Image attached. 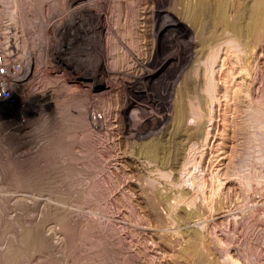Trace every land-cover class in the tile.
Here are the masks:
<instances>
[{
	"label": "rangeland",
	"instance_id": "rangeland-1",
	"mask_svg": "<svg viewBox=\"0 0 264 264\" xmlns=\"http://www.w3.org/2000/svg\"><path fill=\"white\" fill-rule=\"evenodd\" d=\"M101 1L0 0V55L21 64L12 78L14 104L0 100V256L17 251L20 264H264V32L261 44L247 50L251 77L246 79L238 73L239 57L249 55L241 39L223 25L203 26L206 11L198 13L194 26L178 21L177 26L160 29L166 17L179 20L184 4L194 6L201 0H117L109 4L105 26ZM233 1L230 16L249 2ZM120 6L125 12L119 13ZM116 27L118 63L107 47ZM96 28L98 40H89L86 32L95 34ZM178 42L190 43L191 55L200 44L196 58H182L177 64L169 55ZM186 77L192 81L184 95L186 131L200 117L205 126L199 137L181 135L182 145H177L172 120L177 90L185 87ZM234 95L243 99V134L226 124L234 115ZM80 124L99 133V143L108 141L96 146L99 152L105 147L99 172L91 175L88 169L93 167H87L76 176L82 184L72 181L75 176L66 178L78 192V183L82 185L78 194L72 185L68 190L62 176L67 173L64 165L82 155ZM62 129L71 131V152H77L72 155L80 156L66 154L63 162L61 154L64 164L54 168L57 172L50 169L56 173L49 170L55 176L45 180L47 186L8 178L17 167L32 162L45 172L41 168L51 159L47 146ZM177 148L181 156L172 163ZM160 154L170 161L160 163ZM9 160L14 165L7 164ZM80 160L73 162L80 166ZM93 179L100 186L93 185ZM57 183L71 193L59 191ZM92 187L99 193L89 196ZM69 222L75 225L72 238L65 227ZM36 232L42 237L38 243Z\"/></svg>",
	"mask_w": 264,
	"mask_h": 264
},
{
	"label": "bare ground",
	"instance_id": "bare-ground-1",
	"mask_svg": "<svg viewBox=\"0 0 264 264\" xmlns=\"http://www.w3.org/2000/svg\"><path fill=\"white\" fill-rule=\"evenodd\" d=\"M116 1L117 0H108V1H105V0H103V1H101V2H99L100 3V7H102V9H103V7H104V14H105V19H104V26L106 25V24H108V22H109V18H108V16H107V14H106V11H107V9L109 8V4H113V3H116ZM119 2V1H118ZM168 2V1H167ZM96 3V2H95ZM246 3H247V1H246ZM165 5V4H164ZM93 6V5H92ZM171 6V5H170ZM7 7H8V5H7ZM6 7V8H7ZM121 7V9H120V12L119 13H121L122 11L123 12H125V9H123L122 8V6H120ZM234 7V1L233 0H213L212 2L210 1V0H201V1H198L194 6L193 5H188V3L187 4H184L183 5V7L181 8V10L179 11V14H178V16H179V20H174L172 17H166V19H165V21H163L162 22V24H161V26H160V29H161V27H162V32H163V30H165L166 28H171L172 26H177L178 24V21L179 22H188L189 24H191L192 26H194V24H195V20H196V16L198 15V13L199 12H202V14H203V12L204 11H206L207 12V17H206V19H205V21H204V24H203V26L205 25V24H209V25H211V26H217V25H223V27H224V29H226V30H229L231 33H232V35H236V36H238L240 39V41H241V44L243 45V49L244 50H248L249 51V53H250V50H252V49H255V47H256V45H258V43H260L259 41L261 40L260 38H261V36L263 35L262 33L264 32V0H249V2L247 3V4H244V6H239V9L238 10H236V14H234V15H232V16H230V9H232ZM95 8V7H94ZM213 8V9H212ZM100 9V8H99ZM164 9V8H163ZM7 10V9H6ZM9 10V9H8ZM166 10V9H165ZM234 10V9H233ZM145 11V10H144ZM128 12V11H127ZM149 12V11H148ZM166 12V11H165ZM172 12V11H171ZM235 12V11H234ZM101 13H103V12H101ZM168 13V12H167ZM129 14H130V12H128L127 13V15H126V17H128L129 16ZM165 14V13H164ZM169 14V13H168ZM147 15V14H146ZM171 16V15H170ZM99 17V16H98ZM147 17V16H146ZM145 17V18H146ZM93 19V18H92ZM147 19V18H146ZM91 21V20H90ZM143 21V20H142ZM143 24H144V22H143ZM92 25H93V23H92ZM145 25V24H144ZM201 26H202V24H201ZM92 28H95V25H94V27H92ZM191 28V27H190ZM101 29H103V27L101 28ZM147 29V28H146ZM95 31V34H92V35H89L88 34V32H86V36H88V37H90L91 36V38L89 39V40H98L97 39V33H99V32H96L97 31V28H96V30H94ZM91 32V31H90ZM125 32H127L126 30H125ZM129 33L128 34H130L131 35V30H129L128 31ZM148 32V31H147ZM185 32V31H184ZM111 34V36L108 38V40H107V47H108V54L110 55V57H111V59H114V62H116V63H118V58H119V53H118V48H117V40H119V38H120V31H119V27H116V28H114L113 29V31L110 33ZM127 34V33H126ZM142 35H143V33H142ZM85 36V37H86ZM141 36V35H140ZM140 38V37H139ZM151 40V39H150ZM166 41V40H165ZM179 43V42H178ZM261 44V43H260ZM178 45V44H177ZM188 46L190 45V43L189 44H187ZM241 45V46H242ZM188 46H181L180 45V43H179V46L175 49V50H173L172 51V54L171 55H169V56H174L173 58L174 59H176L177 60V64H181L182 62H181V60H182V58H185V60H189V58L190 57H193V59H195L196 58V56H197V54L199 53V47L201 46L200 44H195V50H193L192 51V55H191V53H189V48H188ZM251 46V47H250ZM254 46V48H252ZM248 47V48H247ZM192 49V48H191ZM117 51V53L115 54V52ZM245 51V52H246ZM248 51L246 52L247 54H249L248 53ZM254 51V50H253ZM252 51V52H253ZM256 51V50H255ZM244 52V53H245ZM243 55V56H242ZM240 57H239V59L241 60V63L239 64V72L238 73H242V75L241 76H243V78H246L245 76H247V78H248V76L249 77H251L250 76V54L247 56V55H245L244 56V54H242ZM256 56V55H255ZM170 57V58H171ZM250 58V59H249ZM168 59V56H165V58H164V60H166V61H169V60H167ZM165 61V62H166ZM180 61V62H179ZM164 62V63H165ZM179 62V63H178ZM163 63V64H164ZM162 64V63H161ZM252 65V64H251ZM175 66V65H174ZM253 67V66H252ZM175 69H177V68H175ZM234 69H232V71H233ZM255 71H253L252 73H254ZM225 74V73H224ZM229 74H231V75H234L235 74V72H231V73H229ZM245 74V75H244ZM257 74V73H256ZM225 76V75H224ZM227 73H226V78H227ZM226 78H225V80H226ZM246 78V79H247ZM253 78V77H252ZM257 79H258V77H256ZM253 79H255V78H253ZM228 81L226 80V83H227ZM245 82V81H244ZM191 83H192V81H191V79H189V77L187 78L186 77V79H184V86L185 87H183L182 89H179V90H177L178 91V102H177V104L175 105V109H174V116H173V120H172V127L174 126V132H175V137L176 138H174L175 139V141L177 140V142H176V144L177 145H182V140L180 141V140H178V138L180 139L181 138V135H186V137H188V138H190V137H199V136H201L202 135V131H203V129H204V126H205V119L203 120V119H201V117L200 118H198V121H197V125H195L194 127H192V128H189V131L187 132L186 131V128H185V126H186V124H185V119H186V117H187V110H186V107H185V102H184V95H185V92H187L186 91V89L187 88H190V87H192V85H191ZM244 84V83H243ZM242 84V85H243ZM246 84V83H245ZM241 85V84H240ZM209 86V85H208ZM248 86V85H247ZM228 88V87H227ZM231 88V87H230ZM229 88V89H230ZM248 88V87H247ZM238 89V88H237ZM232 90V89H231ZM242 90V88H240V91ZM246 90V89H245ZM226 91H227V89H226ZM247 91V90H246ZM249 91V90H248ZM228 92V97L230 96L229 94V91H227ZM236 92H238V90L236 91ZM235 91H234V93H236ZM184 93V94H183ZM240 93V92H239ZM244 93V92H243ZM80 94V93H79ZM187 94V93H186ZM238 94V93H237ZM262 94V93H261ZM226 95H227V93H226ZM248 95H249V93H248ZM96 97V96H95ZM75 98V97H74ZM232 99H233V104L232 105H230L231 107H233V108H231V111H232V109H233V113H234V115L231 117L232 118V120H233V122H232V120L230 121L229 119L226 121V119H225V121L227 122L226 124H228V126H229V124L231 125V124H233V126H236L237 127V129H238V131L239 132H242L244 129H245V127H242V125H245V124H243V120H244V115H245V111H243L244 109H241V102L243 101V99H241L238 95L237 96H235L234 95V97L232 96L231 97ZM248 98V97H247ZM201 99V98H200ZM67 100V99H66ZM95 101V100H94ZM230 101V100H229ZM232 101V100H231ZM257 101H259V100H257ZM257 101H254V102H257ZM201 102H202V100H201ZM207 102V101H206ZM260 102V101H259ZM264 102V101H263ZM78 103H79V100H78ZM251 103V102H250ZM252 103H253V101H252ZM262 103V102H261ZM61 104V103H60ZM65 104V103H64ZM69 104H70V102H69ZM104 104V103H103ZM109 104V103H108ZM203 104V103H202ZM240 104V105H239ZM255 104H257V103H255ZM260 104V103H259ZM68 105V104H67ZM71 105H72V103H71ZM76 105V104H75ZM78 105V104H77ZM98 105V104H97ZM229 105V104H228ZM65 106V105H64ZM74 106V105H73ZM99 106V105H98ZM103 106V105H102ZM246 106V105H245ZM252 106H254L253 104H252ZM258 106H260V105H258ZM257 106V107H258ZM263 106V105H262ZM66 108V107H65ZM68 108V107H67ZM107 108V107H106ZM112 108V107H111ZM110 108V109H111ZM229 108V107H228ZM227 108V109H228ZM248 108V107H247ZM252 108V107H251ZM79 109V108H78ZM99 109V108H98ZM101 109V108H100ZM254 109V108H253ZM253 109L252 110H250V111H252L253 112ZM259 108H257V110H258ZM66 110V109H65ZM68 110V109H67ZM85 110V109H84ZM112 110V109H111ZM247 110V109H246ZM103 111V110H102ZM106 111V110H105ZM260 111V110H259ZM77 112V111H76ZM80 112V111H79ZM89 112V111H88ZM87 112V113H88ZM107 112V111H106ZM256 112V110L253 112L254 114H255V116H257L256 114L257 113H255ZM73 113V112H72ZM251 113V112H250ZM105 114V113H104ZM252 114V113H251ZM75 116V115H74ZM78 116V115H77ZM83 116V115H82ZM251 116V115H250ZM254 116V117H255ZM65 117V116H64ZM69 117H72V116H69ZM76 117V116H75ZM80 117V116H79ZM97 117V116H96ZM113 117V116H112ZM259 117V115L255 118V120L257 119ZM60 118V117H59ZM66 118V117H65ZM73 118V117H72ZM78 118V117H77ZM95 118V117H94ZM102 118V117H101ZM106 118H107V116H106ZM106 118H104V119H106ZM264 118V117H263ZM75 119V118H74ZM73 119V120H74ZM196 119V118H195ZM235 119H238V121L236 122L235 121ZM246 119V118H245ZM252 119V118H251ZM66 120V119H65ZM64 120V121H65ZM71 120V119H70ZM69 120V121H70ZM81 120V119H80ZM79 120V121H80ZM86 120V119H85ZM84 120V121H85ZM257 120H259V119H257ZM76 121H78V120H76ZM83 121V122H84ZM97 121V120H96ZM104 121V120H103ZM111 121V120H110ZM223 121V120H222ZM234 121H235V123H234ZM57 122V121H56ZM68 122V121H67ZM71 122V121H70ZM81 122V121H80ZM92 122V121H91ZM105 122H106V120H105ZM232 122V123H231ZM52 123V122H51ZM64 123V122H63ZM74 123V122H73ZM76 123H78L79 124V122H76ZM255 123V122H254ZM82 124V123H81ZM80 124V127H81V129H83V125H81ZM85 124V123H84ZM88 124H90L89 122H88ZM93 124V123H92ZM258 124V123H257ZM55 125V124H54ZM66 125H68V124H66ZM70 125V124H69ZM73 125V124H72ZM75 125V124H74ZM77 125V124H76ZM100 125V124H99ZM110 125V124H109ZM78 126V125H77ZM77 126H76V128H77ZM85 126V125H84ZM262 126V125H261ZM263 126H264V124H263ZM64 127V126H63ZM69 127V126H68ZM92 127H93V125H92ZM98 127V126H97ZM62 128V127H61ZM61 128H60V130H61ZM75 128V129H76ZM108 128V127H107ZM232 128V127H231ZM244 128V129H243ZM259 128V127H258ZM71 129V128H70ZM73 129H74V127H73ZM92 129V128H91ZM90 129V130H91ZM106 129V128H105ZM226 129V128H225ZM243 129V130H242ZM255 129V128H254ZM257 129V128H256ZM78 130V129H77ZM77 130H75V131H77ZM80 130V129H79ZM78 130V131H79ZM101 130V129H100ZM235 130H236V128H235ZM59 131V130H58ZM70 131V130H66V129H62V131L58 134V135H56L55 136V138L53 139V142L51 141V144H49L47 147V149H46V153L48 152V154L50 155H47L48 156V158L50 159L49 161H48V163L46 162V160H45V164L46 165H43V166H41V167H43V168H41V170H44V168H45V172H43L42 171V173L39 171V169H38V167L39 166H37V167H34L33 165H26V166H24V167H20V168H16V171H14V169H13V173H11L12 171V169L9 171V173H11V174H9V176L7 175L8 173L7 172H5V173H7L6 175L8 176V178H10L11 180H13V181H16V182H18V180L20 181H22V180H25V181H28V180H33L34 182L35 181H38V182H40V183H45L46 181V179H50L51 180V178H53L54 176L53 175H51V174H53V173H49V170L50 169H54V168H59L60 169V167H62V166H59L61 163H62V165L64 164L63 162L65 161V155L67 154V156H69V157H74L75 156V159H76V156H80V155H72V153L74 152V150L71 152V149H73V148H71V146H72V144H70V132L68 133V132ZM173 131V130H172ZM73 132V131H72ZM92 131H90L89 132V130H88V128L86 129V128H84L83 130H82V135H81V137H80V145H81V149H82V153L80 152V154H82L80 157H77L79 160L81 159L82 160V162H81V160L80 161H77L78 163L79 162H81V164H80V166H77V165H75L74 163L75 162H73V161H76V160H78V159H76V160H74V159H71V160H69V161H71L70 163H69V161H67V159H66V162L67 163H69V164H67V165H64L63 167H64V169H66V172L67 173H65L64 174V172H65V170L63 171V176L62 177H64V178H62V177H60V179H64V182H65V180H66V178H69V180H71V179H73L74 178V176L76 177H78V175L80 174H82V173H86V170H87V167H93V169H88L89 171L88 172H94V171H98V170H96L97 168V166H98V163H100V160L103 158V160H105L106 159V157H105V159H104V156L102 157L101 156V151L105 148V147H103V149L99 152L97 149H99L98 147L96 148V146H97V144L99 143V141H100V136H98V135H100L99 133H98V135H96V134H94V133H91ZM96 132H97V130H96ZM106 132V131H105ZM238 132V133H239ZM49 133V132H48ZM54 133H56V132H54ZM74 133V132H73ZM100 133H102V132H100ZM106 133H108V132H106ZM186 133V134H185ZM236 133V132H235ZM244 132H242V134H243ZM50 134V133H49ZM57 134V133H56ZM75 134V133H74ZM78 134V133H77ZM76 134V135H77ZM173 134V133H172ZM209 131H207V134L205 133V139H204V142L205 141H207V140H210V138L208 139V136H209ZM263 134V133H262ZM107 135V134H106ZM45 136V135H44ZM47 136V135H46ZM253 136V135H252ZM256 136V135H255ZM51 137V136H50ZM54 137V136H53ZM76 137V136H75ZM107 136H105V138H106ZM231 137V136H230ZM73 138V137H72ZM104 138V137H103ZM183 138V137H182ZM181 138V139H182ZM185 138V137H184ZM246 138V137H245ZM244 138V139H245ZM69 139V140H68ZM237 139V138H236ZM51 140V139H50ZM77 140V139H76ZM76 140H71L72 142H74V141H76ZM79 140V139H78ZM77 140V141H78ZM106 140V139H105ZM172 140H173V137H172ZM171 140V141H172ZM186 140H188V139H185L184 141H186ZM190 140V139H189ZM49 141V140H48ZM108 141V140H107ZM106 141V142H107ZM262 141V140H261ZM103 142V141H102ZM101 142V143H102ZM105 142V141H104ZM103 142V143H104ZM105 142V143H106ZM231 142V141H230ZM254 142V141H253ZM75 143V142H74ZM78 143V142H77ZM101 143H99L100 145H101ZM207 143H208V141H207ZM210 143V142H209ZM246 143V142H245ZM176 144H175V146H176ZM256 144V143H255ZM261 144V143H260ZM45 145H47V144H45ZM103 145V144H102ZM105 145V144H104ZM160 145V144H159ZM170 145V144H169ZM174 145V144H173ZM184 145V144H183ZM99 146V145H98ZM106 146V145H105ZM152 146V145H151ZM168 146V145H167ZM171 146V145H170ZM174 146V147H175ZM236 146V145H235ZM240 146V145H239ZM101 147V146H100ZM107 147V146H106ZM161 147V146H160ZM185 147V146H184ZM233 147V146H232ZM252 147V146H251ZM45 148H46V146H45ZM45 148L44 149H42V150H45ZM78 148V147H77ZM159 148V147H158ZM173 148V147H172ZM181 148V147H180ZM248 148V147H247ZM81 149H79V150H81ZM101 149V148H100ZM157 149V148H156ZM177 149H179V148H177ZM176 149V150H177ZM41 150V151H42ZM107 150V149H106ZM108 150H110V148H108ZM152 150V149H151ZM164 150V149H163ZM154 151H156L155 150V148H154ZM180 149H179V151H173L174 152V155L173 154H169V155H173V158L171 159L172 160V163L173 162H178L177 160H178V158H179V156H181L180 155ZM240 151V150H239ZM76 152V151H75ZM74 152V153H75ZM103 152V151H102ZM152 152V151H151ZM150 152V153H151ZM166 152V151H165ZM169 153H170V151H168ZM73 153V154H74ZM77 153V152H76ZM79 153V152H78ZM104 153V152H103ZM111 153V152H110ZM153 153V152H152ZM171 153H172V151H171ZM256 153V152H255ZM23 154V153H22ZM39 154V153H38ZM37 154V155H38ZM42 154V153H41ZM61 154H63L62 156H63V162H60V161H62V156H60ZM105 154H107V153H105ZM104 154V155H105ZM108 154H109V152H108ZM114 154V153H113ZM163 154V153H162ZM36 155V154H35ZM72 155V156H71ZM110 155V154H109ZM109 155H107V156H109ZM116 155V154H115ZM121 155V154H120ZM152 155V154H151ZM161 155V154H160ZM163 155H165V154H163ZM169 155H167V156H169ZM251 155V154H250ZM29 156V155H28ZM40 156V155H39ZM106 156V155H105ZM148 156H150V155H148ZM162 156V155H161ZM245 156V155H244ZM32 157V156H31ZM35 157V156H34ZM38 157V156H37ZM102 157V158H101ZM110 157V156H109ZM166 157V156H165ZM165 157H158V158H161V161H160V163H164V162H166V160H169L170 161V159L168 158V159H164ZM171 157V156H170ZM255 157H256V155H255ZM33 158V157H32ZM39 158V157H38ZM153 158V157H152ZM247 158V157H246ZM14 159H16V158H14ZM45 159V158H44ZM59 159H61V160H59ZM70 159V158H69ZM107 159H109V158H107ZM5 160V159H4ZM18 160V159H17ZM35 160V159H34ZM33 160V161H34ZM39 160V159H38ZM43 159H41V161H42ZM48 160V159H47ZM165 160V161H164ZM14 160H9V161H7V164H8V162L9 163H14L13 162ZM19 161V160H18ZM22 161H25V160H22ZM258 161V160H257ZM36 162H37V160H36ZM65 162V163H66ZM73 162V163H72ZM101 162H105V161H101ZM106 162H107V160H106ZM246 162V161H245ZM18 163V162H17ZM35 163V162H34ZM59 163V164H58ZM87 163H93V165L91 166V165H89V166H87L88 164ZM168 163V162H167ZM10 164V165H11ZM25 164V163H24ZM35 164H37V163H35ZM34 164V165H35ZM39 164V163H38ZM58 166H57V165ZM77 164V163H76ZM177 164V163H176ZM2 165H4V164H2ZM12 165H14V164H12ZM11 165V166H12ZM101 165H102V163H101ZM105 165V164H104ZM17 166V165H16ZM19 166V165H18ZM22 166V165H21ZM7 167H9V166H7ZM99 167H100V165H99ZM98 167V168H99ZM173 167V166H172ZM11 168V167H10ZM38 169V171H37V169ZM40 168V167H39ZM102 168H104V167H102ZM100 169L101 171L103 170V169ZM36 169V171L38 172H36L35 173V170ZM105 169V168H104ZM0 170H1V168H0ZM5 170V169H4ZM48 170V171H47ZM55 171L56 170H58V169H54ZM54 170H50V171H54ZM63 170V168L61 169V170H59V171H62ZM34 171V172H33ZM54 171V172H55ZM59 171H58V173H59ZM57 172V171H56ZM55 172V173H56ZM87 172V173H88ZM91 172H90V174H91ZM99 172V171H98ZM98 172H96L97 174H98ZM54 173V174H55ZM57 173V175H59ZM61 173V172H60ZM95 173V174H96ZM0 174H2V172L0 173ZM89 174V173H88ZM88 174L86 175V177L88 176ZM62 175V174H61ZM83 175V174H82ZM91 175H94V174H91ZM90 175V176H91ZM2 176V175H1ZM96 177H97V175H95ZM101 176V175H100ZM77 177L75 178V180L77 179ZM81 177V176H80ZM80 177H79V179H80ZM85 177V176H84ZM89 177V176H88ZM87 177V179H89ZM92 177V176H91ZM91 177H90V180H91ZM95 177V178H96ZM6 178V177H5ZM81 178H83V176L81 177ZM94 178V179H95ZM100 178V177H99ZM56 179V178H55ZM78 179V180H79ZM94 179L92 180L93 182H94ZM53 180V179H52ZM68 180V179H67ZM66 180V181H67ZM75 180H72V181H74L75 183L76 182H81L80 180L79 181H75ZM101 180V179H100ZM53 181H55V180H53ZM53 181L51 182V183H53ZM58 181H60L59 179H58ZM63 181V180H62ZM86 181H88V180H86ZM103 180H101V182H102ZM16 182H15V184H16ZM24 182V181H23ZM30 182V181H29ZM57 182V181H56ZM68 183H67V185H68V190H70L71 191V189L73 190L74 189V191H77L78 192V190L79 189H75V187H73V186H75V184H74V182H72L74 185H72L69 181H67ZM96 182V181H95ZM93 183V185H97V186H100L99 185V183ZM10 183V182H9ZM25 183V182H24ZM61 183V182H60ZM59 183V184H60ZM66 183V182H65ZM64 183V184H65ZM83 182H81V184H82ZM86 184H87V182H85ZM14 184V185H15ZM22 184V183H21ZM41 184V185H42ZM54 184V183H53ZM62 184V183H61ZM64 184H63V188L65 187L64 186ZM80 184V185H81ZM37 185V184H36ZM43 185H45V184H43ZM48 185V183L46 182V186ZM55 185H58V183L57 184H55ZM66 185V184H65ZM70 185H72L71 187V189H69L70 187ZM80 185H79V183H78V187L80 188V192H81V190H83V189H81L82 187H80ZM83 185H85V184H83ZM104 185V184H103ZM59 187L61 186V185H58ZM82 186V185H81ZM87 186H89V187H91L92 186V183H91V185H90V183L89 184H87ZM87 186H84V188L85 187H87ZM38 187V186H37ZM50 187H51V185H50ZM56 187V186H55ZM77 187V186H76ZM103 187V186H102ZM16 188V187H15ZM44 188V187H43ZM46 188V187H45ZM66 188V187H65ZM88 188V187H87ZM86 188V189H87ZM93 188V187H92ZM109 188V187H108ZM57 189V188H56ZM55 189V190H56ZM85 189V190H86ZM89 189V188H88ZM88 189L86 190V191H88ZM95 189L96 188H93V190L91 189V192H89V194L87 193V192H85V193H83V191H82V193L83 194H85V195H89L90 196V194L93 192V191H95ZM100 188H98L97 187V190H99ZM105 189V188H104ZM58 190L60 191L61 190V187H60V189L58 188ZM84 190V191H85ZM61 191H63V193L64 192H67L66 191V189L65 190H61ZM70 191H68L67 193H69ZM90 191V190H89ZM102 192L104 191V190H101ZM77 192H75V194L77 193ZM80 192H78V194L80 193ZM96 193H99V192H97V191H95ZM104 192H106L107 193V188H106V191H104ZM104 192H103V194H104ZM71 193V192H70ZM69 193V194H70ZM72 193H74V192H72ZM81 193V194H82ZM96 193H94L95 195H96ZM105 193V194H106ZM66 194V193H65ZM93 194V193H92ZM91 194V195H92ZM103 194H101V195H103ZM100 195V194H99ZM87 197V196H86ZM96 199V198H95ZM2 204V203H1ZM97 205V204H96ZM6 207V206H5ZM0 219H1V216H0ZM0 223H2L1 222V220H0ZM0 226H1V224H0ZM65 227H67V233H68V235L70 236H68L67 235V237H69V238H72V237H74V235H73V233H75L74 231H75V225L74 224H71L70 222L69 223H66V226ZM37 228V227H36ZM106 228V227H105ZM0 229H2V228H0ZM66 229V228H65ZM63 230V229H62ZM61 231V230H60ZM94 231V230H93ZM37 232H40V231H37ZM36 232V233H37ZM40 233H42V232H40ZM66 233V232H65ZM3 234V235H2ZM0 235H2L3 237H4V232L3 233H0ZM39 235L40 234H38L37 233V236L39 237ZM44 234L42 233V235L41 236H43ZM73 235V236H72ZM1 236V237H2ZM37 236H35L34 238L36 239V238H38ZM40 238H42V237H39L38 238V240H37V243H38V241H39V239ZM45 238V237H44ZM34 239V240H35ZM88 239V238H87ZM3 240V239H2ZM34 240H33V242H34ZM44 240V239H43ZM42 239H41V243H42V241H43ZM71 240V239H70ZM45 241V240H44ZM44 241H43V243L42 244H45L44 243ZM35 243V242H34ZM40 243V244H41ZM39 244V245H40ZM41 244V245H42ZM103 244V243H102ZM31 245V244H30ZM33 245V244H32ZM35 245H37L36 243L34 244V246ZM9 246V245H8ZM38 246V245H37ZM36 246V247H37ZM16 247V246H15ZM14 246H13V248H15ZM42 247V246H41ZM32 248V247H31ZM38 248V247H37ZM10 249H11V247H10ZM13 250V249H12ZM11 250V251H12ZM33 250V249H32ZM31 250V251H32ZM103 251V250H102ZM2 253V252H1ZM8 253V252H7ZM19 252H14V250H13V252H11V254H7L6 256H5V253H4V256H0V264H20V262H21V260H20V258H22V255H21V257H20V255L18 254ZM1 255V254H0ZM98 256V255H97ZM115 257V256H114ZM100 259V258H99ZM20 261V262H19ZM23 261V260H22Z\"/></svg>",
	"mask_w": 264,
	"mask_h": 264
},
{
	"label": "built area",
	"instance_id": "built-area-1",
	"mask_svg": "<svg viewBox=\"0 0 264 264\" xmlns=\"http://www.w3.org/2000/svg\"><path fill=\"white\" fill-rule=\"evenodd\" d=\"M21 68L18 62H11L3 54L0 55V100L6 101L9 105H13L15 98L12 96L11 84Z\"/></svg>",
	"mask_w": 264,
	"mask_h": 264
},
{
	"label": "crops",
	"instance_id": "crops-1",
	"mask_svg": "<svg viewBox=\"0 0 264 264\" xmlns=\"http://www.w3.org/2000/svg\"><path fill=\"white\" fill-rule=\"evenodd\" d=\"M22 79H23V75L21 73L20 76H19V80H22Z\"/></svg>",
	"mask_w": 264,
	"mask_h": 264
}]
</instances>
